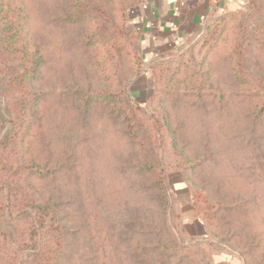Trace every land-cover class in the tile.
I'll list each match as a JSON object with an SVG mask.
<instances>
[{
  "label": "rangeland",
  "instance_id": "1",
  "mask_svg": "<svg viewBox=\"0 0 264 264\" xmlns=\"http://www.w3.org/2000/svg\"><path fill=\"white\" fill-rule=\"evenodd\" d=\"M146 2L0 0L16 73L42 61L8 96L34 105L0 75L26 110L0 147V264H264V0L166 60L143 52Z\"/></svg>",
  "mask_w": 264,
  "mask_h": 264
},
{
  "label": "crops",
  "instance_id": "2",
  "mask_svg": "<svg viewBox=\"0 0 264 264\" xmlns=\"http://www.w3.org/2000/svg\"><path fill=\"white\" fill-rule=\"evenodd\" d=\"M250 0H147L134 15L138 21L143 52L166 60L183 49L208 21L240 9Z\"/></svg>",
  "mask_w": 264,
  "mask_h": 264
},
{
  "label": "trees",
  "instance_id": "3",
  "mask_svg": "<svg viewBox=\"0 0 264 264\" xmlns=\"http://www.w3.org/2000/svg\"><path fill=\"white\" fill-rule=\"evenodd\" d=\"M255 0H250L248 3L250 5H252L254 3ZM99 13V12H98ZM100 14V13H99ZM220 16V15H218ZM218 16H214L212 17L207 25L206 28H209V23L213 20H216ZM82 17V14L80 12H74L72 14V18H76V19H80ZM88 15L85 16V20H88ZM212 21V22H213ZM205 28V29H206ZM7 34H9L7 36ZM18 32L14 31L12 24H6V26L1 27L0 25V75H4L7 77H10L11 79L8 80V85H7V92L8 95H6V100L8 102V105H11V103H13L12 105L14 107H22L24 108L28 104H33L34 105V99L29 98V100H26V98H21L22 100H14V102H12V100H10V98L8 96L13 97L14 96V92H18L20 90H23V88L25 87V85L27 84V82H30L32 80H34L37 77L39 68L41 66V57L39 56V52L36 51V49L33 50L32 54H28L25 53L23 58H20L21 60H30V63L28 65L24 63H22L21 66V70L20 72L16 73V69H18V66H15L13 63H11V59H14L15 57H19V55L22 52V49L20 50L19 47H15V43L18 37ZM16 39V41L9 43V44H4L6 39L8 40H12V39ZM19 42V41H18ZM237 61V60H236ZM162 62V61H161ZM154 69H152L153 71ZM156 72V70H154V73ZM236 75L239 76V74L237 73ZM238 81L240 83L243 82V79L239 78ZM25 92V91H24ZM27 101V102H26ZM2 100L0 99V134L2 133V130H6L2 140L0 141V147L4 146V150L7 149L9 147L10 144H12L13 142H15V140L21 135V131L23 129V125L25 123V113L26 110L20 113H14L13 110H9L6 106V109L2 108ZM14 114V115H13ZM6 124H9L10 127L8 128L7 126H5ZM32 122H30L29 127H31ZM31 167V166H30ZM10 168H7V170H9ZM18 192L17 187L13 186L12 188H9L8 193L6 194V198L7 201H11V198ZM194 198H197V202L201 203L200 198L202 197V194H199L198 192H194L193 193ZM204 200V198H203ZM206 202V200H205ZM17 203V202H16ZM20 206L19 204L16 205ZM199 204H197L196 210H198L199 213ZM22 208H20L19 210H21ZM37 214L36 216H40L41 214L46 215L47 217H51L55 222H57L56 217H55V213H50L51 208L47 207V206H37ZM201 212V211H200ZM200 214V213H199ZM201 216V215H200ZM205 217V219L207 220V217L205 215H203ZM43 217V216H42ZM46 218H40L39 223H40V227L43 228L45 226V222Z\"/></svg>",
  "mask_w": 264,
  "mask_h": 264
}]
</instances>
